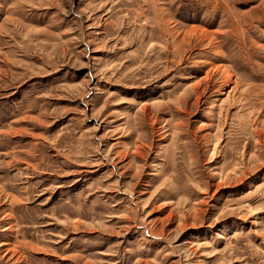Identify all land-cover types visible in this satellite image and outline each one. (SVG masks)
Segmentation results:
<instances>
[{"label": "rangeland", "instance_id": "obj_1", "mask_svg": "<svg viewBox=\"0 0 264 264\" xmlns=\"http://www.w3.org/2000/svg\"><path fill=\"white\" fill-rule=\"evenodd\" d=\"M0 264H264V0H0Z\"/></svg>", "mask_w": 264, "mask_h": 264}]
</instances>
